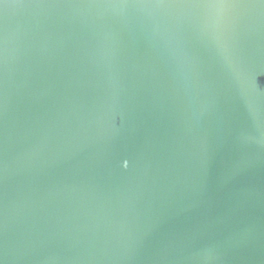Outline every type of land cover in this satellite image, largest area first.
<instances>
[{"label":"water","instance_id":"water-1","mask_svg":"<svg viewBox=\"0 0 264 264\" xmlns=\"http://www.w3.org/2000/svg\"><path fill=\"white\" fill-rule=\"evenodd\" d=\"M0 264H264V0H0Z\"/></svg>","mask_w":264,"mask_h":264}]
</instances>
